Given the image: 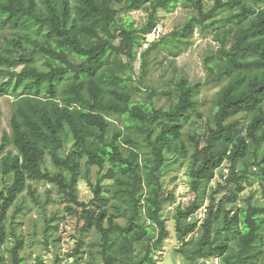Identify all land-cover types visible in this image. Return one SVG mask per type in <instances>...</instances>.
Wrapping results in <instances>:
<instances>
[{
    "label": "trees",
    "instance_id": "16d2710c",
    "mask_svg": "<svg viewBox=\"0 0 264 264\" xmlns=\"http://www.w3.org/2000/svg\"><path fill=\"white\" fill-rule=\"evenodd\" d=\"M207 1L77 0L72 6L70 0H44L45 8L39 10L37 0H0V27L37 26L39 35L43 33L42 40L28 35L25 41L13 40L10 46L0 47V96L8 95L11 89L23 87L25 91L12 118L19 154L7 152L1 160L2 174L13 176V181L0 191V264L6 260L5 245L13 235L6 227L9 210L28 181L55 184L68 196L66 209L83 221L81 235L93 229L99 234L102 264H158L156 254L163 252L170 237L163 211L176 200V194L163 182L167 152L188 153L182 133L186 123L195 121L194 114L204 118L209 133L202 136L194 132L189 137L194 148L190 156L193 191L199 195L225 162L229 171L212 193L200 225L189 220L203 200L195 198L176 209L175 230L183 246L191 244L190 236L201 230L191 252L182 248L178 252L190 264L212 256L220 257L223 264H257L258 244L264 238V203L254 204L252 196L244 205L237 202L246 184H251L252 173L264 178V8L250 5L253 0H211L213 6L208 9ZM179 5L192 8L194 13L181 29L170 34L171 38L180 41L197 28L209 26L220 43L206 58V83L228 80L217 95L212 119L204 117L195 98L200 83L180 78L177 101L169 108L155 107L136 102L127 88L131 78L117 73L119 69L133 71L137 47L156 29L160 11L173 12ZM236 7L237 12L218 17L221 10ZM133 9L148 12L142 27L134 28L132 22L114 27L120 10ZM161 44L166 45V40ZM38 58L43 59L44 68L37 65ZM63 81L67 83L57 101ZM44 83L46 97L42 98L39 94ZM136 91L143 92L139 87ZM240 114L249 117L245 128L234 118ZM111 116L123 117L127 127L143 136L145 152L131 133L118 128L110 134ZM69 135L74 142L72 150L62 155ZM9 141L4 136L0 153ZM47 155L55 166L71 173L70 181L63 172L53 174L43 169ZM83 159L100 170L108 166L93 186L94 197L89 202L81 201L78 194ZM105 179L115 181L113 189L102 184ZM222 190L227 192L219 200L216 194ZM112 200L116 212L109 211ZM120 217L127 218L124 225L116 221ZM141 218L152 228L142 224ZM84 244L81 238L69 255L76 258V264L83 259ZM136 245L142 246L139 257L135 256ZM23 249L24 240L16 237L9 250L12 264H25Z\"/></svg>",
    "mask_w": 264,
    "mask_h": 264
},
{
    "label": "rangeland",
    "instance_id": "374dc122",
    "mask_svg": "<svg viewBox=\"0 0 264 264\" xmlns=\"http://www.w3.org/2000/svg\"><path fill=\"white\" fill-rule=\"evenodd\" d=\"M70 1L72 6L77 3V0ZM37 2L39 10H44V0H37ZM250 5L257 9L264 8V0H253ZM212 6L213 2L208 0L207 8L210 9ZM117 7L120 8L121 5L118 4ZM232 12H237V7L232 10L229 8L221 10L218 17H226ZM193 13L192 8L183 5L177 6L173 12L161 10L159 14L160 21L156 29L141 39V45L137 47V58L133 63V71L119 69L117 73L120 76L131 78V81L127 83V88L132 92L136 102H143L155 107L169 108L177 101V82L180 78L185 77L193 84L200 83L201 87L195 98L200 103V110L203 112L204 117L212 119L216 109L217 95L222 87L228 83V80L219 84L206 83L209 76L206 58L216 52L220 44L214 28L209 26L197 28L192 35L180 41L170 37L173 31L183 27ZM147 16L148 12L144 9L120 10L114 27L130 22L133 23L134 28L142 27L146 23ZM28 35L43 39V33L39 35L37 26L0 27V47L10 46L13 40L25 41ZM163 40H166V45L161 44ZM121 59L123 62H127L125 56H121ZM37 65L44 68L42 58H38ZM20 69L19 67L18 70ZM66 83L67 81L60 83L59 93L56 97L57 101L62 97V90ZM136 87L142 89L143 92L136 91ZM45 91L46 85L44 83L39 96L46 97ZM24 93L22 87L17 91L11 89L8 95L0 96V146L4 136H7L10 140L6 150L0 153V191L10 186L13 181V176L2 174L1 160L7 152H12L14 155L19 154L14 144L12 118L16 111V102ZM234 118L240 119L244 128L249 122V117L246 114H240ZM193 119L195 121L190 120L184 125L182 133V140L189 146L188 153L180 155L175 151L167 152L163 182L168 190L176 194V200L173 203L166 204L163 211L167 219V227L170 230V237L164 243L163 252L156 254L158 264H190L186 256L178 252V248H182L188 253L191 252L193 244L201 235V230L198 229L190 236L191 244L183 246L177 238L174 213L178 206L188 205L195 198L203 200L202 209L208 207L212 193L218 189L219 183H224L229 171V163L225 162L216 171L215 178L209 184L203 185L199 195L193 191V181L190 176V156L194 148L189 145V137L194 132L202 136H207L209 133L204 118H198L194 114ZM110 120L113 122L110 134L118 128L126 134L131 133L135 140L142 143L140 147L142 153L145 152L146 146L143 143V136L133 127H127L123 117L111 116ZM73 143L71 135H69L61 154H68L72 150ZM42 167L53 174L63 172L66 179L70 181L71 173L55 166L50 155L46 156ZM107 169L108 166L105 170H100L95 165L88 166L86 159H83L82 175L78 185V194L81 201L89 202L94 197L93 186L97 184L99 177ZM250 180L251 184L247 183L246 189L239 196L238 205H244L251 196L254 204L261 205L264 203L263 176L257 172L252 173ZM102 184L111 190L114 188L115 181L105 179ZM226 192L227 190H222L216 194V197L220 200ZM68 200V196L62 193L55 184L45 181H28L25 191L19 195L8 213L7 231L14 236L11 235L10 242L5 245L6 260L4 264H12L9 250L15 245L16 237L24 240V249L21 251V256L24 258L25 264H76V258L69 257V255L75 252L81 238H83L85 244L82 248L81 255L83 259L80 264H91L92 262L102 264L99 234L93 229L85 235H81L80 229L83 221L78 215L72 214L66 209V205L69 204ZM113 203L112 200L108 205L110 212H116L112 206ZM227 203L225 201V204ZM227 206L231 207L232 205L228 204ZM201 213L203 212L198 210L189 221L198 222L200 225L206 216ZM262 220L264 221V216H262ZM116 221L124 225L127 218L120 217ZM140 222L151 226L145 218H141ZM258 247L257 264H264V238L259 241ZM231 249H236L233 243H231ZM141 254L142 246L136 245L135 256L139 257ZM58 258L61 261L58 262ZM194 264H223V262L220 257L212 256L203 260L197 259Z\"/></svg>",
    "mask_w": 264,
    "mask_h": 264
},
{
    "label": "built area",
    "instance_id": "2783aa9c",
    "mask_svg": "<svg viewBox=\"0 0 264 264\" xmlns=\"http://www.w3.org/2000/svg\"><path fill=\"white\" fill-rule=\"evenodd\" d=\"M199 211L200 212H203L201 214L206 215V213H207V207H205L204 209L200 208Z\"/></svg>",
    "mask_w": 264,
    "mask_h": 264
}]
</instances>
